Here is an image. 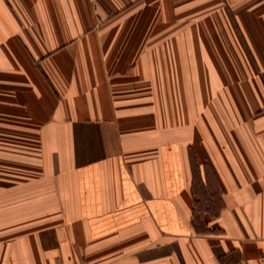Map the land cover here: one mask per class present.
Returning a JSON list of instances; mask_svg holds the SVG:
<instances>
[{
    "label": "crops",
    "instance_id": "obj_1",
    "mask_svg": "<svg viewBox=\"0 0 264 264\" xmlns=\"http://www.w3.org/2000/svg\"><path fill=\"white\" fill-rule=\"evenodd\" d=\"M0 264H264V0H0Z\"/></svg>",
    "mask_w": 264,
    "mask_h": 264
},
{
    "label": "rangeland",
    "instance_id": "obj_2",
    "mask_svg": "<svg viewBox=\"0 0 264 264\" xmlns=\"http://www.w3.org/2000/svg\"><path fill=\"white\" fill-rule=\"evenodd\" d=\"M193 163L195 181H198L196 190L197 194L201 197L198 198L199 205L197 211L199 213V219L197 220H199V225H203V227H205V221L208 222L212 220L210 218V215L213 216L218 213V209L220 208L221 203L217 192L216 182L212 176V170H210L206 165H200L198 163V160H195L194 157ZM202 181H207L208 186L204 185ZM204 212L207 214L206 216L204 215Z\"/></svg>",
    "mask_w": 264,
    "mask_h": 264
}]
</instances>
